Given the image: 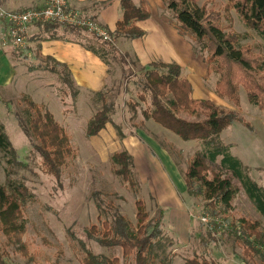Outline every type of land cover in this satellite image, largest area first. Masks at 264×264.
Wrapping results in <instances>:
<instances>
[{
  "label": "rangeland",
  "instance_id": "1",
  "mask_svg": "<svg viewBox=\"0 0 264 264\" xmlns=\"http://www.w3.org/2000/svg\"><path fill=\"white\" fill-rule=\"evenodd\" d=\"M190 5L192 9L205 8L212 20L218 17L225 32L233 35L237 41V48H242L248 58L256 64L264 62L263 39L244 24L232 8L231 0H196ZM169 19L171 23L176 24L179 35L176 36L177 41L182 42L181 38H184L187 44H191V52L188 55L179 51L175 57H171L165 50L172 52V48L159 42L155 38L157 31L154 26L149 25V38L145 42L143 39H122L114 43L115 52L108 59L109 75L108 78L104 76L101 86L86 87L80 82L77 86V82L73 80L79 89L76 98L69 94L70 91L66 95L61 93L60 88L63 86L55 72H63V67L58 66V62L53 59L38 53V45L30 48L29 37L25 48H14L11 45L16 59L12 63L11 58H7L9 66L0 76V123L13 146L15 158L14 163L10 165L7 160L11 158H6L0 153V184L7 183V175L10 180L23 182L34 195L35 201L25 206L22 211L27 228L22 237L27 247L26 255L14 247L7 246L6 238L0 234V260L5 264H81L80 243L90 247L95 255L116 256L122 260L120 248L103 247L96 240L88 239L85 232L93 225L100 226L101 210L97 206L99 201H102L103 211L109 212L108 210L113 209L115 212L117 209L136 225L135 195L115 174L112 160L114 154L124 151L133 158L132 176L140 189L137 197L144 201L150 215L149 221L157 218L159 207L155 205L154 194L156 192L162 198L167 192L165 187H171L165 176L166 161L161 159L149 139L142 137L141 133L150 137L168 153L174 173L177 171L182 182H185L186 170L194 156L203 151V145L198 141H183L151 120L145 122L142 110L147 104L140 102L138 98L140 89L137 83L143 78L144 69H148L152 62L169 61L167 63L179 64L182 76L187 79L189 77L188 80L192 82L193 98L210 100L222 109L238 113L241 122H234L227 128L222 134V141L231 147L234 156L249 167L252 179L264 187V96L262 95L260 106L251 104L245 84L241 82L232 98L238 100V105L235 100L219 97L216 93L219 76L207 73V54L199 52L195 38L180 28L172 14H169ZM40 35L43 39L49 36L46 33ZM82 37L85 38L84 35ZM129 44L135 56L127 48ZM136 52L143 56L141 61L148 58L155 60L141 64L135 58ZM120 55L125 57L126 66L118 59ZM233 69L237 72L236 68ZM239 77L245 81L240 71ZM259 77L264 75L256 78ZM101 91H106L108 102L114 100L115 110L110 113L111 123L98 135L88 138V123L103 105L97 97ZM24 97L32 98L36 105L54 115L57 122L66 129L76 150V158L68 162L59 178L43 171L40 157L33 153L30 142L19 128L15 117H24ZM132 104H136V112L132 111ZM203 111L201 116H198V113L180 114L184 119L195 121L205 118ZM209 169L216 172L218 164ZM171 183L174 184L172 181ZM234 188L236 195L231 208L225 213L226 216L213 215L221 210L220 206L212 207L202 197L190 196L187 193L180 196L176 190V198H173L172 192L168 191V206L172 216L165 219L164 229L169 234L176 232V239L170 235L175 242L172 264H185V259L195 254L207 255L219 264H264V250L261 256L250 259L244 253L243 246L237 245L231 235L234 230L231 224L243 218L258 221L264 231V217L257 212L236 180ZM179 197L180 201L177 200ZM182 204L187 210H191L189 212L192 213V218L185 216ZM176 216L178 219L173 218ZM109 217L112 219L110 212ZM208 222L227 223L221 233L217 232L220 234H214L218 239L216 243L208 242L207 237L203 235L205 229L200 228V225L204 224L208 229ZM189 228H192L190 238ZM200 235L208 242L207 247L201 244Z\"/></svg>",
  "mask_w": 264,
  "mask_h": 264
},
{
  "label": "trees",
  "instance_id": "2",
  "mask_svg": "<svg viewBox=\"0 0 264 264\" xmlns=\"http://www.w3.org/2000/svg\"><path fill=\"white\" fill-rule=\"evenodd\" d=\"M136 5L133 0H120L123 16L118 21L116 30L109 35L112 41H102L96 35L89 33L85 28L73 27L65 24H47L38 27L41 34L49 36L40 40H62L81 45L85 50L100 58L106 66L109 57L115 52L114 43L119 39L136 40L143 38L145 32L138 23L150 18L151 12L145 0H139ZM167 10L173 15L181 29L193 36L197 42L199 52L207 54V73L219 76L217 95L221 98L232 99L239 83L244 82L251 104L260 106L264 96V62L256 64L248 58L242 48H237V41L225 32L222 23L217 17L212 20L205 8H191L196 0H164ZM232 8L236 10L244 24L256 32L264 41V0H231ZM230 19L229 16H227ZM226 18V19H227ZM93 19V18H91ZM95 20V19H93ZM221 23V24H220ZM84 35L85 38L82 36ZM195 47V49L197 50ZM51 59V58H50ZM123 66L127 65L125 57L118 58ZM54 60V59H53ZM55 61V60H54ZM57 62V61H56ZM63 72H55L58 76L61 93L76 98L79 89L73 82L71 72L67 66ZM151 66V67H150ZM144 69V76L138 81V98L147 104L142 110L146 121H153L166 130L172 132L183 141H198L203 145V151L197 153L186 173L184 181L186 193L190 196L202 197L210 206H220L221 210L213 213L217 216H226L227 210L236 195L234 181L242 186L244 192L252 202L257 212L264 217V187L255 182L250 169L231 153V147L222 141L223 132L234 122H241L238 113L227 111L215 105L210 100H200L192 97L193 87L186 77L182 76V68L178 64L164 62L152 63ZM237 69V72L235 69ZM243 73V81L239 77ZM249 78V79H248ZM103 103L102 107L90 119L87 126V137L98 135L111 123L110 113L115 110V102H108L106 91L97 95ZM24 117L16 115L20 130L28 139L31 150L40 157L43 171L55 178H59L62 170L70 160L76 158V150L72 146L66 129L60 125L54 115L32 100L24 97ZM136 104L131 105L132 111ZM205 110V111H203ZM205 118L190 121L181 117V112L197 114ZM117 126V125H116ZM118 128V126H117ZM0 153L6 158L8 164L14 163L15 153L13 146L0 123ZM115 174L126 184L135 195L136 225L130 222L118 210L103 211L102 201L97 206L101 210L100 226L93 225L86 232L88 239H94L103 247L122 250V260L116 256L95 255L90 247L81 244V264H172L175 257V242L164 229L165 211L158 208V216L149 221V212L144 201L137 197L139 186L132 176L133 158L127 152H119L112 157ZM218 164L216 172L210 171L212 165ZM7 175V183L0 184V234L6 238V245L16 248L17 251L27 254V247L22 237L26 233V222L22 211L28 204L35 201L34 195L23 182L13 181ZM226 222L227 219H225ZM224 222V221H223ZM233 226L234 242L244 248L248 258L261 256L264 250V231L258 221L240 219L231 224ZM204 224L203 235L208 242H217L214 234H220L227 223ZM220 233H217V232ZM200 235L202 245L207 247L208 242ZM262 248V249H260ZM264 258V256H262ZM0 264H5L0 260ZM185 264H219L207 255L195 254L185 259Z\"/></svg>",
  "mask_w": 264,
  "mask_h": 264
},
{
  "label": "crops",
  "instance_id": "3",
  "mask_svg": "<svg viewBox=\"0 0 264 264\" xmlns=\"http://www.w3.org/2000/svg\"><path fill=\"white\" fill-rule=\"evenodd\" d=\"M47 1L48 0H0V5L12 12L20 13L28 10L43 8L46 5ZM68 1L71 9L81 12L83 16L95 19V21H97L101 26H103L111 33H113L116 30L117 23L122 19L123 16L120 0H68ZM133 1L136 5H138L140 2L139 0H133ZM145 1L149 6L151 16L149 19L138 23L139 28L145 32V36L143 38L136 40L143 39L144 41L143 40L142 41L145 42V40L149 38V32L147 31V27L149 25L152 27L154 26L155 31H157V35L155 36V38L158 39L159 42L163 44H168L169 47L172 48L173 50L172 52L165 50L171 57H175L176 52L179 53V51L188 55L189 52H191L192 46L189 42L188 43L190 45L187 44L184 38H181L182 42L177 41L176 36H179L176 30L177 27L176 24L171 23L169 19V14L171 13L167 10L165 1L164 0H145ZM39 34L40 31L38 28H33L30 30L29 40L31 41L28 44V46L32 48L38 45V49H39L38 53H41L46 58L54 59L58 63L67 66V68L71 72L72 79L77 82L76 83L77 86L80 85L81 83L86 87H89V85L98 87L97 85L99 86L102 85L103 80L105 79L104 76L108 78L109 73L105 63L94 54L85 50L81 45L77 44L76 42L73 43L62 40L43 41L37 39ZM118 41H122V39H119ZM186 45H188V47H186ZM127 48L129 49L130 52L133 53L132 55L135 56L134 51H132L131 44H129ZM133 48L135 47L133 46ZM165 48L167 49L168 47ZM136 53L137 55L135 58L141 64L151 63L152 60H155L154 58L153 59L148 58L146 60H142L143 61L142 63L141 57L143 56H141L140 53L138 54V52ZM15 56L16 55L14 48L11 46L9 40L7 39L5 30H3L2 26L0 25V67H3V69L0 68V76L4 73L5 68L9 66L8 65L9 57L11 58L12 63H14L16 59ZM167 64H171V63H167ZM14 72L16 73L15 69ZM12 73L13 72L11 68V74ZM189 82L192 85V82L190 80ZM140 135L142 137L148 138L149 143L151 144L152 147L155 148V150L158 152V155H160L161 159H163V161H166L165 170L167 171L169 177L167 173H165L166 174L165 176H167L168 178L167 180H169V186L171 188L175 187V189L165 187L167 192H165V196L162 198L161 196L159 197L154 190L155 205H157L159 208L164 209L165 211L164 223H165V219H167V216L168 218L172 216L171 210L169 209L168 206V202L170 200V194L168 191L172 192L173 198L174 197L176 198V194H175L176 190L180 196H183L187 192L186 185L185 182H182L181 177L179 176L177 171L174 173L171 167V162L168 153L164 149H162L158 145V143L152 141L150 137L146 136L144 133H141ZM172 166L175 167L173 164ZM171 181L174 184H172ZM177 200L180 201V197L179 199L177 198ZM183 210L185 212V216H187L188 219L192 218V213L189 212L191 211L190 209L187 210V208L183 205ZM177 217L178 216L173 218L178 219ZM191 231L192 228H189L188 238L191 237ZM169 235H172L174 239H176L175 238L176 232H171ZM177 239L179 240V238Z\"/></svg>",
  "mask_w": 264,
  "mask_h": 264
},
{
  "label": "built area",
  "instance_id": "4",
  "mask_svg": "<svg viewBox=\"0 0 264 264\" xmlns=\"http://www.w3.org/2000/svg\"><path fill=\"white\" fill-rule=\"evenodd\" d=\"M54 23L85 28L102 41H112L109 32L103 26L90 17L83 16L81 12L71 9L68 0H48L43 8L20 13L12 12L0 5V25L14 48H25L31 29Z\"/></svg>",
  "mask_w": 264,
  "mask_h": 264
}]
</instances>
